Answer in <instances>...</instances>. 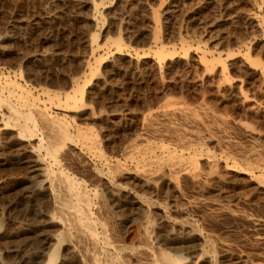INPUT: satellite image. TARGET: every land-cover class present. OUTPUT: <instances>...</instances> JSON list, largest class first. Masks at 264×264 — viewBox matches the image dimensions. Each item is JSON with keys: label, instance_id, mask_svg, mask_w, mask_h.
Segmentation results:
<instances>
[{"label": "rangeland", "instance_id": "374dc122", "mask_svg": "<svg viewBox=\"0 0 264 264\" xmlns=\"http://www.w3.org/2000/svg\"><path fill=\"white\" fill-rule=\"evenodd\" d=\"M34 23V28L29 25ZM7 31L11 39L0 50V82L29 91L51 116L71 127L90 129L106 162L134 170L122 154L124 145L139 136L197 161L200 176H180L176 190L159 176L153 189L133 179L118 183L126 194L152 193L169 208H181L210 249L167 240L158 227L144 241L145 225L130 198L101 191L89 169L90 164L103 171L96 159L63 150V171L101 194L107 213L97 217L108 220L112 245L148 248L155 257L166 253L175 264H210L212 255L213 264H264V229L251 223L253 218L264 222V186L251 182L264 183V0H0V37ZM68 95L80 102H69ZM172 101L229 121L228 140L203 135L202 143L182 150L153 139L143 121L169 110L166 104ZM13 134L0 136V264H42L28 221L32 211L10 206L30 187L10 147ZM253 152H263L258 163ZM209 157L219 162L215 170L205 164ZM18 209L28 215L25 221L14 220ZM135 260L127 256L124 264H148Z\"/></svg>", "mask_w": 264, "mask_h": 264}, {"label": "bare ground", "instance_id": "6f19581e", "mask_svg": "<svg viewBox=\"0 0 264 264\" xmlns=\"http://www.w3.org/2000/svg\"><path fill=\"white\" fill-rule=\"evenodd\" d=\"M29 25L33 28L36 27L35 23ZM7 32L0 37V50L2 45L11 39V33ZM41 39L46 41L47 37L43 36ZM76 80L78 81V79ZM1 82L0 109L4 114L0 116V136L10 131L14 132V136H12L13 143L11 142L12 145L10 147L15 148L19 164L26 172L25 179L30 182V187L25 191H21L22 193L18 196L20 202H15L14 205L11 203L10 206L13 208L18 207V205L19 207L25 206L32 211V215L27 216L28 218L30 217L28 221L33 227V233L36 234H34L36 236V243L34 244L40 249L41 257L44 260L42 264H124V258H127V256L134 260H146L145 263L148 264H175L174 258L166 253H158V256L155 257L156 255L153 256L148 248H137L135 250L121 243L115 245L110 243L107 236L108 220L104 217L106 221H102L101 219L103 218L98 219L97 217L99 214L107 213L101 194L97 190H88L84 185L85 183H81L66 174L60 166L59 159L65 152L63 150L68 148L74 154L89 155L100 164L104 172L98 171L93 168L95 165L92 167L88 163L89 169L95 173V177L102 187V192L115 194L120 198H130L128 200L129 204L135 208L136 216L139 215L145 225L142 231V239L144 241L149 238V231L154 232L157 229L156 227H158L164 230L167 240L175 241L182 245L197 242L204 246L207 245L210 249L209 240L203 238L197 227L185 218L186 216L181 208H169L165 203L158 201V198L155 195L153 196L152 193L148 197L140 194L141 191L140 193L134 191L126 194V188L118 183L119 179H133L153 189L155 187L154 179L159 176L166 184H170L176 190L180 176L185 175L191 179H196L200 176L201 172L197 168L195 158L184 157L182 153L177 154L162 143L151 144L139 138V136L124 145V154H122L134 165V170L131 169V171L128 169L129 167L126 168L127 166L125 167L123 163H108L99 149L97 135L94 136L95 134H92L89 131L90 129L87 131L79 128L80 126L71 127L68 122L66 123L63 120H59V118L51 116L45 106L41 105L29 91L16 87L12 82ZM76 87L80 86L77 85ZM81 93H78V95L80 94L79 98L82 96ZM68 96L69 102L72 101L75 104V101H79V99L75 100L74 96L71 98V95ZM64 102L66 103V101ZM176 103L172 101L167 103V106L163 104L162 106L170 109L164 112H160V110L159 114L150 115L144 119V124L142 125L153 139L167 140L176 147L185 150L193 144L199 145L202 143L203 135H215L221 141L228 137L227 130L231 127L229 128L230 122L226 119L215 116L213 113H204V110L202 111L203 113H199L197 112L198 110L177 107ZM56 106L54 107L56 108ZM75 108L76 110L79 109ZM69 109L71 108L69 107ZM226 145L231 147L239 146H235L236 144L231 142H226ZM262 153L253 152L252 156L256 158V162L257 157L261 159ZM205 164L209 170H215L219 162L215 158L209 157ZM251 182L258 187L264 186V183L257 178L252 179ZM2 190L0 188V192ZM40 197L43 200L39 201ZM15 214L14 220L24 219L25 221L27 217L19 209ZM151 215L157 217V226L150 222ZM254 219L256 218H253L251 223L255 228L264 229V222ZM1 226L0 235L2 232ZM53 227L55 230L50 231L49 229ZM25 246L28 245L25 244ZM198 251L202 253L203 249ZM213 257L212 255L208 258L210 264H213Z\"/></svg>", "mask_w": 264, "mask_h": 264}]
</instances>
